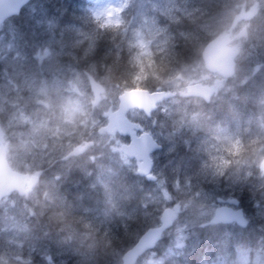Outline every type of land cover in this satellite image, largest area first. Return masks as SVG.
Listing matches in <instances>:
<instances>
[{
	"label": "rangeland",
	"instance_id": "1",
	"mask_svg": "<svg viewBox=\"0 0 264 264\" xmlns=\"http://www.w3.org/2000/svg\"><path fill=\"white\" fill-rule=\"evenodd\" d=\"M243 3L246 4V7L250 6L255 1H258L261 4V7L264 9V0H240ZM217 2V1H216ZM226 2V1H225ZM187 0H180L174 2V0H129V6H132L133 11L130 12V16L132 17L130 19L129 24L127 25V28L125 30L126 37L129 41V44L133 47V55L137 59L138 62L144 64H148L151 62V58L156 51H160L163 49L169 48V22L168 21H174L176 19L177 12L181 13H187L189 14V10H192V8L187 7ZM116 6H119L118 0H95V3L93 5V9L96 15H108L112 12V9ZM74 9H78L77 6L73 5ZM54 9L46 10L44 12V15L41 14L40 17H38L36 20L33 17V24L31 27L35 29L34 32H36L38 35L46 34L49 35L52 30L55 31L56 28V18L54 15ZM64 9L61 8V12H63ZM201 9L198 11L200 12ZM38 13L39 9L34 6L32 8V13ZM31 19V16H30ZM71 19H73L71 17ZM168 20V21H167ZM177 20V19H176ZM219 21L217 24L222 26L223 23L221 22L220 18H217ZM231 21H228L226 24H224V28L226 29ZM14 27L12 24L9 25V28ZM249 31L248 38L244 40H240L241 42L236 43L237 48H244L242 49L243 55L239 58V67H238V74H244L245 76L253 79L252 83L254 82H260L264 86V16H261L260 18L253 20L245 25ZM66 31L63 33V35L66 38H60L59 45H62V43H67L69 41L74 40V35L71 32V30L68 27H65ZM201 32H204L205 38L207 37L208 30L204 27H201ZM198 30L196 33L199 35L201 34ZM191 34V33H190ZM89 37L84 36L83 41H81L79 44L78 42V54L81 55L84 58L85 65H93L96 64L93 62V59L91 58V53L94 51L95 47L90 42L89 45H85L87 47H81L82 44H84V40H87ZM112 38V35H111ZM79 39H82V37H79ZM113 39L114 36H113ZM66 40V41H65ZM55 39H53L51 36L46 39V41L43 43L40 49L39 56L43 59H50L52 56H55L58 58L59 53L53 52V45H54ZM177 42V41H176ZM201 43V42H198ZM189 54H186L187 56ZM22 61V59H20ZM97 61V67L104 68L106 67L104 62H111V57H108L106 54H104V58H98L95 59ZM25 61V60H23ZM22 63V62H21ZM102 65H100V64ZM99 65V66H98ZM73 77H72V84L70 86V93L73 96L78 97L77 100H71L69 110L64 109L65 116H58L55 115V120H52L54 123L52 124L48 118V116L44 115L43 113L46 111L47 114L49 113V105L45 103L44 100L41 102H37L39 104L38 107H35L32 112L30 111V114L27 115H20L19 117L12 118L10 120V129H12V124L19 125L23 124L26 127H29L27 131H16L14 133L11 132V138L13 141L11 142V151L10 156L12 158L13 164L17 168H24V169H35L40 168L43 165H41L43 162H47L45 159L47 158L46 152H52V153H59L60 150L63 148V154L59 157L60 159L64 160V156H66L69 153L70 147H73L72 142L67 144L65 146V142L61 140L62 133H55L52 131L53 129L59 130L58 125H61V122L63 119L71 120L73 122H76L78 119V124L82 123L85 125L86 130H88L92 125L98 124L103 120V112L104 107L107 106V104L115 103L117 100V96L119 94V90L114 89L113 91H109L107 103L105 102L100 108H97L91 100V95L89 93L88 89V83H86L85 77L83 75L84 71L81 68H78V70L73 69ZM205 75L199 76L197 79H192L190 77H185V75L174 77L169 80L168 86L172 89H179L180 87H184L185 83L191 82V81H198L202 78H204ZM226 88V87H225ZM27 91H30L32 94L27 95ZM220 92V88H219ZM41 93L40 90H34L31 88V84L27 83L26 81H23L20 84L19 90L16 92V95L12 99V104L17 105L20 103V97H23L24 100L32 98L35 94ZM83 96V97H82ZM259 102H263V107L261 104L257 102V109H254V112L252 114H245L243 117L241 116L238 118V115L233 113L234 117V124L231 128H229V131L225 135V137L222 139L223 142H225L228 146L235 147L236 143H239L241 140L243 142H249L251 148L249 150V153H255L258 155V174H257V183L264 187V92L262 96L259 99ZM24 103V102H23ZM178 104V108H173L172 102H166L165 105L159 110V113H161L166 119L170 116L172 120V127H174L178 133V136L175 137L171 131L164 132L163 129H159L158 127L152 126L151 121H148L145 119L139 112H132L131 116L133 119L140 122L142 129H147L151 132H154L153 134L156 135V137L163 142L164 150L162 154H160L158 157H162L164 155H168L169 153L175 152L176 147L179 145V135H182L184 138L188 135V133L192 129H197V120L198 116L194 113H189L188 106L192 103H184V106H181L179 102H175ZM26 106L27 104L24 103ZM242 105V104H241ZM239 111L240 109L237 108ZM27 109L23 108L21 112L25 113ZM50 116L52 117L54 112H50ZM15 116H18L19 113L17 110L14 111ZM13 115V113H12ZM11 115V116H12ZM83 117V118H81ZM92 120V122H90ZM60 122V123H58ZM162 126V125H160ZM218 129H212L210 127L211 132H216ZM174 131V130H173ZM64 136V135H63ZM67 140L70 138L69 136H65ZM201 138V137H200ZM97 145H100L102 142H105L108 147L110 148V153L118 152L122 155L123 154L119 150V146L122 142H124V138H121L120 136L116 137H107V136H100L97 137ZM187 139V138H186ZM20 140V142L18 141ZM188 141V140H187ZM182 143V141H181ZM218 146H213V152L216 151ZM237 147V146H236ZM93 149V148H92ZM234 149V148H233ZM67 153V154H66ZM230 155V156H229ZM226 158L223 161L221 158H217L215 161L217 164L214 166H207L205 169L202 170H189L187 169L186 172V179H188V185L187 182L184 180V183L182 185L176 184L172 190H167L164 188L162 190L161 198H164L163 201L167 203L172 202H179L182 203L184 206V211L182 213V217L178 225L176 226V230L174 231L176 234V238L178 241H182V239L185 237L186 232L191 227H194L201 222H204L212 212V207L208 206L207 209L204 210H195L193 208L190 209L189 205H193V200L199 202L204 201V203L211 204L214 200L218 199L219 196H217L214 192H200V189L197 190V193H200L202 198L200 200L192 199L191 196L194 192H191L192 189L196 187V181L197 180H205L206 182H216L221 180V171L224 169V162L229 161V158L232 156L230 151H227L225 154ZM253 158L255 156H252L250 154L247 155L246 159L240 158L238 159V164L242 163L243 160V166L239 165V168L237 170L238 175H246V172L244 171L247 169L248 171L252 172V168H247L246 161L250 160V158ZM56 157L51 160L53 161ZM124 158V157H123ZM262 158V159H261ZM165 161L162 165L158 166L156 168V174L161 177V183L159 186L163 184V181L165 177L169 173H173L175 176L180 177L182 176V170H180L181 165L177 159V162L171 161L169 162ZM254 163V161H251ZM51 164V163H50ZM253 167V166H252ZM197 171V172H196ZM201 173V175H200ZM249 174V172H248ZM195 179V180H193ZM238 181V178H237ZM15 201H12V203L8 202L5 203V211L2 213V217L4 219V224L1 226L0 229V237L2 238H10L11 233L13 231H17L18 233L14 236L24 238L31 236L32 234H29V232H25L24 234H21L19 232L21 224L17 222H11V216L12 212L11 209L13 207ZM92 203V202H91ZM17 204V202H16ZM186 206L189 210H186ZM72 208V207H71ZM70 208V209H71ZM114 211L115 209L112 208ZM257 215H254L255 217H262L264 215V210H257ZM111 213V210H109V213ZM117 214V211H116ZM123 214V213H121ZM84 216V218H79L77 222L75 221L76 218H78L79 213H75L74 215L69 217V220L73 219L75 222L74 224H78L81 222H84L87 220V217H85V214L82 212L81 214ZM13 218V217H12ZM258 219V218H254ZM112 220H117L116 215L113 214ZM69 223V224H73ZM68 224V223H67ZM67 226V225H66ZM71 227V226H67ZM121 227V224H120ZM119 230V223H114L112 228H103L101 226H97L94 228L93 232L94 234L99 237L103 241V243L99 244V249H104L105 242H108L111 240L112 236H116L117 232ZM30 233L31 230H30ZM78 240V239H77ZM55 242L58 244V247L60 248V253H65L66 256H70L72 253V245L65 240L63 237V234L61 233V237L57 236L55 238ZM107 257V256H106ZM152 257L145 260L143 264H152ZM83 260L86 262H89L91 259L87 257H83ZM81 258L79 260V263L81 264H91V263H85ZM102 259L101 261H103ZM67 263V261H64ZM94 264H99V262H96ZM108 264V262H107ZM114 264V263H110ZM239 264H243V261L240 260Z\"/></svg>",
	"mask_w": 264,
	"mask_h": 264
},
{
	"label": "trees",
	"instance_id": "2",
	"mask_svg": "<svg viewBox=\"0 0 264 264\" xmlns=\"http://www.w3.org/2000/svg\"><path fill=\"white\" fill-rule=\"evenodd\" d=\"M187 1H190V2H192L195 5L197 4L198 6L201 5L204 8L206 7L208 9H210L213 13H215V8L218 7V3L220 2V0H216V1H218V3H216L214 0L213 1L210 0L212 2H209V3H207L208 0H187ZM216 20H217V17H213V16L210 17V18L209 17H204V23L214 22ZM199 22H200V20H198V19H190L189 18V19L183 20L181 22V25H178L176 23L172 24L174 31H179V32L183 31L185 34L188 35L187 37H184V36H180L179 37V39H178V41L176 43V47H175V51H176L177 54L186 55L187 53H189L192 50L190 43L192 41H194L192 37L196 34V29L195 28L198 26ZM79 23L83 24V25H86L87 22L86 21H82L79 18ZM183 24L186 27L182 26ZM198 31H199V29H198ZM179 63H180V61H178L176 58H174L172 61H169V63H167L165 65V70H167V71L171 70V69L175 68ZM110 64H111V66H119V65H121V63L119 61L118 62L117 61H112ZM122 66L124 68L126 67L128 69L130 67V63L123 62ZM233 85H234V88H235L236 92H235V95H234L232 101H237L239 103V108L242 109V110L247 109L249 107L250 108H255V100H256L255 90H253V89L247 90L245 87H242L237 82H235ZM240 91H242L241 94H240ZM226 99H227L226 97H223V98L220 99V101H222V102H221V106L218 105V107H219L218 111H220V110H222V111H232V108L230 107L231 106L230 102L226 101ZM239 99H240V101H239ZM244 101H246V107L245 106L241 107L240 106L241 102H244ZM249 102H250V104H249ZM217 112L215 114H213L215 116L214 117L215 120L216 121H220V124H222V125H227L230 122V119H227V120L224 119L225 117L223 118L222 116H219V114L217 115ZM213 125L214 124H212V126ZM70 176L71 177H69L68 180L70 181L71 184H73V186H75V184H77V183L80 184L82 182L84 183V182L88 181L86 178H83L82 176L78 177L77 179L73 175H70ZM81 179L82 180L84 179V180L82 181ZM76 188H79V187L75 186V188L73 190H70L68 193L70 194L71 192H74L76 190ZM75 192H76V195L75 194L72 195L73 196V200L77 201L78 197L80 198V197L84 196V191H82V190L81 191H75ZM87 195L89 196L88 193H87ZM128 198L130 200V203H133L134 200L136 201V193H130ZM254 198H255V195H254L253 191L251 189L248 190L247 193H246V201L250 202ZM78 206H80V204ZM65 210H66V208H65ZM137 212H138L137 218H138L139 221L133 220L131 222V225H129V227L127 229H125V232L118 233L115 237L112 236L111 237V242H114L117 245L118 242L122 241V239L124 237H128L126 235H129L128 232H130L133 229H135L136 225L139 226L137 228V231H142V230L145 229V227L147 226V223H144V222L141 223V222L143 220L142 217L146 215V209L142 205H139V207L137 208ZM69 222H75V221L74 220L73 221L69 220ZM76 222H77V219H76ZM226 233H227V231L226 230H222V229H216V228L215 229H204L202 234H201V238H202L201 244L196 248L195 254L190 257L189 264H202L204 262H213L219 255H224V251L222 249L217 248V247L214 248V243H216L217 240L219 238H221L222 236H224ZM230 239L231 240H236L237 242L241 243L244 247H251L253 249L257 248L258 245H259V242H260V236H259V233H257V232H256V234L255 233L254 234H252V233L249 234L246 231H242L239 234L237 232H234L233 235L230 237ZM114 243L111 246H114ZM119 244H121V243H119ZM212 244H213V246L210 247ZM204 249H207V250H204ZM203 253L206 255V256H204V258H203V256H201V257H198V258L195 259V257H197V254L201 255ZM117 255L120 256L121 254L113 255L112 259L117 260ZM183 256H185V254Z\"/></svg>",
	"mask_w": 264,
	"mask_h": 264
},
{
	"label": "water",
	"instance_id": "3",
	"mask_svg": "<svg viewBox=\"0 0 264 264\" xmlns=\"http://www.w3.org/2000/svg\"><path fill=\"white\" fill-rule=\"evenodd\" d=\"M19 8H20V5L18 3H16L15 0H13L12 2L10 1L9 3H6V4H0V19H2L9 12L14 13L15 11L19 10ZM214 52L215 51H213V50L212 51L208 50L209 55H213ZM230 67H232V65ZM214 69L217 70L216 68H214ZM93 89L97 95L102 91V89L94 83H93ZM190 90L192 92L198 94L196 86L190 87ZM145 153H146L145 150H138L137 156L145 157ZM5 159H6V157H5L4 151H0V181H1V178L4 176V180L2 181V184L0 183V196L6 194L9 191V187L15 186V183L13 181L15 179V175H14V173H11V170L8 167ZM152 165H153L152 161L150 159H147L143 164L140 165L141 166L140 167L141 173L142 174L149 173L152 169ZM166 220L167 219H165V221ZM160 233H161V228L155 230L154 233H153V230H151L148 233V237L145 239L144 243L142 245L136 246V248H135L136 254L138 255L143 251L146 242H149V243L152 242L154 234H156V236H158V235H160ZM132 257H133V253L131 252L127 255V261L128 262L126 264H132V262H131Z\"/></svg>",
	"mask_w": 264,
	"mask_h": 264
},
{
	"label": "bare ground",
	"instance_id": "4",
	"mask_svg": "<svg viewBox=\"0 0 264 264\" xmlns=\"http://www.w3.org/2000/svg\"><path fill=\"white\" fill-rule=\"evenodd\" d=\"M55 3H56V5H61L62 7H65V2H57V1H55ZM68 30V29H67ZM65 28H64V31L66 32L67 31ZM64 32V33H65ZM68 32V31H67ZM62 38H66L64 35H62ZM66 41V40H65ZM249 101V100H248ZM242 104V103H241ZM249 104H250V102H249ZM240 109V108H239ZM238 109L237 108H232V111H222V110H220V111H218L217 112V115L219 114V116H222L224 119H230V122L227 124V125H222V124H220V121H214V125L213 126H211V128L212 129H220V128H230V127H232V125L234 124V119L232 118V116L234 115L233 113H235L236 115H238V118H240L241 117V115H242V109H240L239 111H237ZM234 117V116H233ZM69 177H71V176H68L67 178H69ZM77 179V178H76ZM82 180V179H81ZM84 180V179H83ZM82 180V181H83ZM78 181V180H77ZM251 195V194H250ZM73 199V198H72ZM65 210V208H63L62 209V211H64ZM82 213L81 212H79V216H78V218H76L77 220L80 218V217H82V215H81ZM71 221H73L72 219H71ZM76 221V220H75ZM69 224V223H68ZM80 233H81V235L83 236V237H85V238H88L89 237V235H88V233L87 232H85L84 230H80ZM64 238H65V240H67V242H69L71 245H73L74 244V241H72L71 239H69L67 236H64ZM71 252L72 253H74V254H80V252L75 248V247H72V250H71ZM123 255V253L119 256V255H117V260L116 261H118L120 258H121V256Z\"/></svg>",
	"mask_w": 264,
	"mask_h": 264
},
{
	"label": "clouds",
	"instance_id": "5",
	"mask_svg": "<svg viewBox=\"0 0 264 264\" xmlns=\"http://www.w3.org/2000/svg\"><path fill=\"white\" fill-rule=\"evenodd\" d=\"M222 174V173H221Z\"/></svg>",
	"mask_w": 264,
	"mask_h": 264
}]
</instances>
